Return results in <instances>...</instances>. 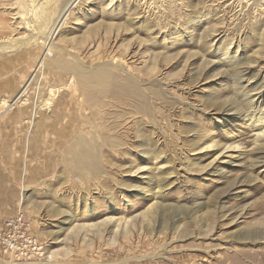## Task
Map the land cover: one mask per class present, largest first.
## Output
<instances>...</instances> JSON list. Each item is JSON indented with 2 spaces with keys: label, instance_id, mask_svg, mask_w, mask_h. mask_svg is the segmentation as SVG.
<instances>
[{
  "label": "rangeland",
  "instance_id": "374dc122",
  "mask_svg": "<svg viewBox=\"0 0 264 264\" xmlns=\"http://www.w3.org/2000/svg\"><path fill=\"white\" fill-rule=\"evenodd\" d=\"M70 1L0 0V220L23 213L48 255L10 264H264V0H79L51 37ZM33 76L63 90L30 125Z\"/></svg>",
  "mask_w": 264,
  "mask_h": 264
},
{
  "label": "bare ground",
  "instance_id": "6f19581e",
  "mask_svg": "<svg viewBox=\"0 0 264 264\" xmlns=\"http://www.w3.org/2000/svg\"><path fill=\"white\" fill-rule=\"evenodd\" d=\"M133 1V0H132ZM140 1V0H139ZM153 1V0H151ZM221 1V0H220ZM79 0H72L70 1L69 3H67L60 11V14L58 15L57 19H56V22H54L53 24V29L51 31V37L56 33V31L63 25L62 23H64V21L66 20V18L70 15V13L72 12V10L76 7V5L78 4ZM218 2V1H217ZM35 3V2H34ZM162 3V2H161ZM155 4V3H154ZM180 4V3H179ZM185 5V4H184ZM183 6V4H182ZM186 7V6H185ZM221 8V7H220ZM152 9V8H151ZM145 10V9H144ZM143 10V11H144ZM166 10V8H165ZM180 10V9H179ZM154 11V10H153ZM168 12V11H167ZM176 12V11H175ZM184 12V11H183ZM149 13V12H147ZM152 13V12H151ZM181 12H177L176 13V16H179L180 17V14ZM150 14V13H149ZM153 14V13H152ZM158 14V13H157ZM170 14V13H168ZM264 14V13H263ZM152 16V15H151ZM156 16V14H155ZM165 16V15H164ZM166 17V16H165ZM69 18V17H68ZM181 18V17H180ZM156 19V18H155ZM162 20V19H161ZM160 22V21H159ZM53 23V22H52ZM52 25V24H51ZM164 25V24H163ZM167 26V25H166ZM173 28H174V25H172ZM51 27V26H50ZM161 28V27H160ZM165 28V27H164ZM176 28V27H175ZM166 29V28H165ZM168 30V29H167ZM165 30V31H167ZM137 31V30H136ZM142 31V30H141ZM173 31V30H172ZM50 50V49H49ZM51 63V61H48L46 60V56L42 57L39 61H38V66H39V69H44L46 68L49 64ZM52 64V63H51ZM83 65V64H82ZM53 66H56V69H58V71H61V72H73L76 74V77L77 79L79 80L80 83H82V85L84 86V88H86L87 84H84L88 79H94L96 81H98L99 83H109L110 81L113 82L114 84L117 81V78L115 75H113L112 73H108V70L106 67L104 66H101V67H98L97 69H95L93 72H91L90 70L88 69H83L81 68V65L80 64H71V63H67L65 61H60V62H57V63H54ZM128 67V66H127ZM116 69V68H115ZM119 70V69H118ZM58 73V72H57ZM34 78H39V83L36 85L37 87V90H38V95L36 96V98L33 100V101H30V100H26L25 102H29V104H24L25 106L26 105H29L30 107V103L32 104V106L34 105V108L32 107V111H31V115H30V118H31V121H30V125L32 124V120L34 118H36L37 114L40 112L38 111V108H40L41 110L43 111H48V109H50V111H52L51 107L54 108V99L57 98L58 96H60V92L61 90H63V88H55V87H52L50 86L49 90H48V95H49V98H45L40 96L41 93H42V90H44L45 86L42 85V78L40 76H33ZM33 78V79H34ZM73 81V79H72ZM33 81H31L32 83ZM30 83V85H31ZM68 83V82H67ZM71 83V81H70ZM132 84V81L127 78L126 80H124V84L122 83L121 87H117L118 88V91L121 93H124L122 95H120V97L124 98V97H127V95L129 96H133V97H137V96H141L140 92H137L136 89L131 85ZM29 85V86H30ZM99 89L98 90H90L88 91L90 94L89 96H86V99L85 101L87 103H90V102H95L97 101L96 98L100 97V96H105L107 94H110L108 91H106V87L105 86H102V85H99L97 84ZM28 86V87H29ZM27 87V89H28ZM26 89V90H27ZM22 90H20L21 92ZM72 91V90H71ZM37 92V91H36ZM26 93L23 92L22 93H17L18 95L16 97H14V99L12 100V103L13 101H16L13 105L12 103L8 104V102H3V104H1V106H4L5 108L7 107V109H12L13 107H15L17 104H21L23 102V97H24V94ZM96 94V93H99L100 96H94L93 94ZM22 94V95H21ZM36 95V94H35ZM71 95V94H69ZM75 96V95H74ZM76 97V96H75ZM67 98V97H66ZM70 98V97H69ZM78 106V105H77ZM65 107V106H64ZM61 108V107H60ZM29 109V108H28ZM45 109V110H44ZM44 113V112H43ZM49 113V111L47 112ZM35 115V117H34ZM96 115L99 117V119L103 120L105 118L104 115H100L98 114V112L96 113ZM69 122L71 121L72 122V115H66ZM61 117V116H59ZM65 119V118H64ZM58 120V119H57ZM49 121V120H48ZM102 124V123H100ZM105 124V127L106 128H110L111 131L113 130H117L118 125H114V126H110L109 124H107L106 122H104ZM107 124V125H106ZM86 125V124H85ZM100 126H103V125H100ZM101 128V127H100ZM101 131V130H100ZM110 131V130H109ZM107 132H108V129H107ZM115 132V131H114ZM74 134V133H73ZM116 135V134H115ZM111 137V136H110ZM114 138V137H113ZM119 136H116V138L113 139V141L111 143H116L117 140H119ZM94 139V138H93ZM107 138L104 139V142H107L109 143V141H106ZM79 149L76 147V148H71L70 152H69V159L72 161V163L74 165L71 166L70 170H72V172H76V173H85L86 171H88L90 169V166L96 161L95 160V157H97V154L94 152L93 149H95L94 147V143L93 141H89L87 139H83V138H79ZM105 145V144H104ZM103 145V146H104ZM241 216V215H240ZM98 241V240H97ZM68 254V253H67ZM237 261V260H236ZM234 262V261H233ZM239 264V263H238Z\"/></svg>",
  "mask_w": 264,
  "mask_h": 264
},
{
  "label": "built area",
  "instance_id": "2783aa9c",
  "mask_svg": "<svg viewBox=\"0 0 264 264\" xmlns=\"http://www.w3.org/2000/svg\"><path fill=\"white\" fill-rule=\"evenodd\" d=\"M47 256L23 213L18 212L15 216L0 221V260L4 264L31 262Z\"/></svg>",
  "mask_w": 264,
  "mask_h": 264
},
{
  "label": "crops",
  "instance_id": "0c3cea01",
  "mask_svg": "<svg viewBox=\"0 0 264 264\" xmlns=\"http://www.w3.org/2000/svg\"><path fill=\"white\" fill-rule=\"evenodd\" d=\"M5 220V219H4ZM0 221H3V220H0Z\"/></svg>",
  "mask_w": 264,
  "mask_h": 264
}]
</instances>
